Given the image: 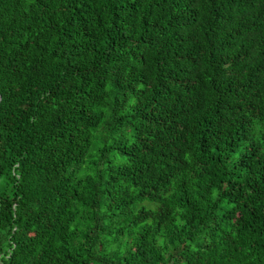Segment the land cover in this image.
Listing matches in <instances>:
<instances>
[{
  "label": "trees",
  "instance_id": "trees-1",
  "mask_svg": "<svg viewBox=\"0 0 264 264\" xmlns=\"http://www.w3.org/2000/svg\"><path fill=\"white\" fill-rule=\"evenodd\" d=\"M0 264H264V0H0Z\"/></svg>",
  "mask_w": 264,
  "mask_h": 264
},
{
  "label": "rangeland",
  "instance_id": "rangeland-1",
  "mask_svg": "<svg viewBox=\"0 0 264 264\" xmlns=\"http://www.w3.org/2000/svg\"><path fill=\"white\" fill-rule=\"evenodd\" d=\"M144 206H146L147 204L146 203H143Z\"/></svg>",
  "mask_w": 264,
  "mask_h": 264
}]
</instances>
